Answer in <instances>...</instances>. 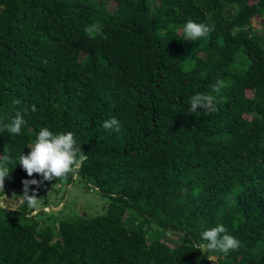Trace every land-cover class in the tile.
I'll return each mask as SVG.
<instances>
[{
  "label": "trees",
  "instance_id": "1",
  "mask_svg": "<svg viewBox=\"0 0 264 264\" xmlns=\"http://www.w3.org/2000/svg\"><path fill=\"white\" fill-rule=\"evenodd\" d=\"M153 1L0 0V165L21 199L0 205V264H264V0ZM188 21L215 29L191 40ZM196 94L215 110L192 113ZM43 128L74 134L103 213L29 214L23 181L42 177L18 162ZM221 224L228 254L201 237Z\"/></svg>",
  "mask_w": 264,
  "mask_h": 264
},
{
  "label": "clouds",
  "instance_id": "2",
  "mask_svg": "<svg viewBox=\"0 0 264 264\" xmlns=\"http://www.w3.org/2000/svg\"><path fill=\"white\" fill-rule=\"evenodd\" d=\"M100 27L99 23L93 24L86 31L99 32ZM214 29V25L210 27L206 24H197L193 21H188L184 25L183 33L188 39L197 40L202 37L206 38ZM222 87L223 81H217L213 86V91L219 92ZM14 103L19 104L20 101L17 100ZM198 109L214 111L215 97L211 94L193 95L190 100V111L195 113ZM27 111L28 109L25 108L24 112ZM31 111H36L35 105L31 106ZM25 123L24 116L18 112L6 127L9 132L20 134ZM102 126L105 130L119 131L120 128L119 121L115 117L105 120ZM86 159L87 156L82 151V148L76 146L72 132L53 134L47 128L41 129L29 153L27 155L22 154L19 157L18 163L29 177H32L33 174H38L42 179L24 180V192L21 197H23V200L29 207L36 208L40 198L37 197L35 189L31 190V195L29 194L31 185H35L38 188L44 181H51L54 178L64 179L69 174L75 176ZM3 160L7 161L8 158L3 157ZM9 175V169L0 165V191H3L5 179ZM201 237L203 241L207 242L204 248L213 253L221 252L228 254L229 251L237 250L240 245V241L227 234V230L222 224L202 232ZM197 249L200 248L198 247Z\"/></svg>",
  "mask_w": 264,
  "mask_h": 264
},
{
  "label": "rangeland",
  "instance_id": "3",
  "mask_svg": "<svg viewBox=\"0 0 264 264\" xmlns=\"http://www.w3.org/2000/svg\"><path fill=\"white\" fill-rule=\"evenodd\" d=\"M150 1L154 2L153 0ZM260 22L257 16L252 17L251 24L253 26H258ZM247 92L249 93V91ZM38 198H40L38 206L36 208L29 207V214L35 215L40 221L46 219L49 214L55 215L58 219L61 215L73 218L79 214L89 216L103 213L107 204L106 197L98 193L93 186L85 184L78 177L72 179L67 185L58 181L51 184L42 191ZM20 204L21 199L14 197L13 193L6 187L3 188V191H0L1 206L16 208ZM41 209L43 213L34 214ZM58 211L59 215L57 216ZM165 240L171 244L173 235L166 236Z\"/></svg>",
  "mask_w": 264,
  "mask_h": 264
},
{
  "label": "water",
  "instance_id": "4",
  "mask_svg": "<svg viewBox=\"0 0 264 264\" xmlns=\"http://www.w3.org/2000/svg\"><path fill=\"white\" fill-rule=\"evenodd\" d=\"M51 209H53V208H51Z\"/></svg>",
  "mask_w": 264,
  "mask_h": 264
}]
</instances>
